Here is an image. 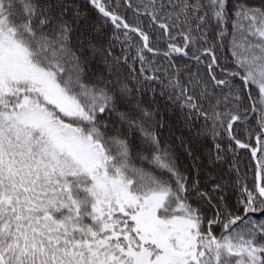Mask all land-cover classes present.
I'll return each mask as SVG.
<instances>
[{"label":"snow or ice","instance_id":"snow-or-ice-1","mask_svg":"<svg viewBox=\"0 0 264 264\" xmlns=\"http://www.w3.org/2000/svg\"><path fill=\"white\" fill-rule=\"evenodd\" d=\"M0 264H264V0H0Z\"/></svg>","mask_w":264,"mask_h":264},{"label":"trees","instance_id":"trees-1","mask_svg":"<svg viewBox=\"0 0 264 264\" xmlns=\"http://www.w3.org/2000/svg\"><path fill=\"white\" fill-rule=\"evenodd\" d=\"M161 46H163V45H161ZM224 51L226 52L227 50L225 49ZM192 70L195 71L196 68L193 67ZM209 144H210V141H201L200 144L196 145L195 147H196L197 154H200L201 152H206ZM200 145H203V147H201ZM201 159L203 160L204 157L201 156ZM247 159H248L247 156L243 155V157H242V166H244V162L247 161ZM180 163H181L182 166L186 167V166H188L190 164V161L187 158H185V157H181Z\"/></svg>","mask_w":264,"mask_h":264}]
</instances>
